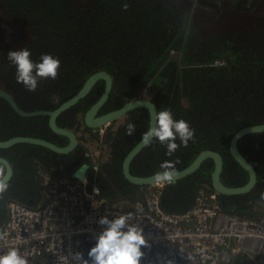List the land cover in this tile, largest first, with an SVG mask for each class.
Listing matches in <instances>:
<instances>
[{"label": "trees", "instance_id": "obj_1", "mask_svg": "<svg viewBox=\"0 0 264 264\" xmlns=\"http://www.w3.org/2000/svg\"><path fill=\"white\" fill-rule=\"evenodd\" d=\"M206 1L216 5L214 14L204 12L212 8L200 3L196 9L178 11L163 0H0V12L16 17L23 33L22 46L16 49L0 39V86L24 110H51L74 95L89 74L102 69L110 73L114 84L104 107L109 110L149 81L154 85L152 101L157 111L170 109L173 118L186 120L195 135L171 155L153 138L131 161V173L145 176L165 170L161 168L165 162L167 169H181L201 150L212 149L223 159L222 182L242 185L248 176L230 155L228 143L240 127L264 123V0ZM25 47L33 61L50 53L61 63L57 78L40 79L35 91L16 82L15 68L7 59L9 51ZM215 59L225 63L214 65ZM100 85L103 81L62 112L57 124L74 125L77 115L99 97ZM255 93L254 104L247 105ZM147 117L145 109H135L116 131L113 157L104 166L108 177L103 174L98 183L102 196L115 201L144 198L147 186L126 181L121 161L147 130ZM129 123L136 126L133 138L126 134ZM18 135L66 143L65 137L49 129L46 116L21 117L0 98V140ZM176 143L180 144L178 138ZM237 145L256 170L255 185L240 195L216 193L217 200L224 211L252 218L254 203L264 213V132L247 134ZM0 155L12 166L11 178L0 187V229L8 219L10 202L27 207L41 203L39 171L69 177L80 161L78 155L58 154L30 143L0 148ZM212 169V160L207 159L192 174L165 184L160 207L165 212L182 211L192 205L199 188L214 192ZM3 172L0 164V177Z\"/></svg>", "mask_w": 264, "mask_h": 264}, {"label": "built area", "instance_id": "obj_2", "mask_svg": "<svg viewBox=\"0 0 264 264\" xmlns=\"http://www.w3.org/2000/svg\"><path fill=\"white\" fill-rule=\"evenodd\" d=\"M43 182L44 206L9 203L8 219L0 229L5 234L0 255L16 247L28 264L41 257L46 264H80L75 254L87 259L94 237L104 227L99 219L131 212L147 241L140 264H264V216L251 219L226 212L215 192L199 188L190 207L165 212L159 204L163 184H158L125 210L95 185L87 189L85 183L79 187L50 182L48 176Z\"/></svg>", "mask_w": 264, "mask_h": 264}, {"label": "water", "instance_id": "obj_3", "mask_svg": "<svg viewBox=\"0 0 264 264\" xmlns=\"http://www.w3.org/2000/svg\"><path fill=\"white\" fill-rule=\"evenodd\" d=\"M165 2V1H164ZM198 3L206 5L210 8H215L214 3L208 2L206 0H198ZM1 4V3H0ZM167 4V3H166ZM168 5V4H167ZM170 6V5H169ZM9 16V15H8ZM245 17H241L244 19ZM248 19H255L252 16H248ZM9 20L14 21L15 25H18L21 34V24L18 19L14 16H9ZM13 23V22H12ZM11 23V24H12ZM9 23V25L12 27ZM20 26V27H19ZM98 81H103V90L99 97L83 112L82 120L86 127L95 129L102 125L110 124L117 119L123 117L128 112L137 109L144 108L148 113V127L155 126V114L157 112L155 104L147 98H136L126 100L121 106L108 110L104 113L98 114L105 102L107 101L111 90L113 88V79L109 72L106 70H97L88 75L80 89L72 95L70 98L61 102L54 109H34V110H24L18 106L15 102L13 96L10 92L0 86V98H2L9 107L21 117H33V116H46L49 129L62 137L67 139L65 145H59L52 141L44 138L32 137V136H14L6 140H0V148H8L17 143H30L35 145H40L58 154L69 153L76 145H78V138L76 133L68 127H61L57 124V117L69 109L81 99H83L95 86ZM148 129V128H147ZM147 131V130H146ZM264 132V123L251 124L240 127L235 133L230 137L228 143V151L232 158L242 167L247 173V180L244 184L239 186H228L225 185L221 180V172L223 169V159L219 152L212 149L201 150L194 159L181 169H167L172 175L171 179L157 181L155 179V174L157 172H163L165 170H160L149 175H135L130 172L129 165L133 158L145 147L143 144L139 143L141 138L129 149L125 154L121 162L122 174L126 181L134 185H144L148 187H156L158 184L175 183L180 179L195 172L201 164L207 160L211 159L213 163V169L210 173V186L212 190L220 195H240L249 192L255 185L257 174L255 168L249 163V161L240 153L238 149L237 142L240 138L247 134ZM87 149V147H85ZM88 150V149H87ZM89 151V150H88ZM87 157L89 152L85 154ZM0 164L4 166V172L0 177V187L4 185L12 176V166L10 162L3 156L0 155ZM87 163H83L79 168L75 169L72 173V177L79 179L83 183L87 181L86 179V169Z\"/></svg>", "mask_w": 264, "mask_h": 264}, {"label": "clouds", "instance_id": "obj_4", "mask_svg": "<svg viewBox=\"0 0 264 264\" xmlns=\"http://www.w3.org/2000/svg\"><path fill=\"white\" fill-rule=\"evenodd\" d=\"M127 8V5H124ZM31 51L28 48L9 51L7 59L15 68L16 82L22 84L28 91H35L40 79L57 78L61 63L58 57L50 53H42L38 61L31 59ZM136 129L135 124L127 125L126 134L132 135ZM195 135L194 129L184 120H176L170 109L164 108L155 114V126L148 127L139 143L145 147L150 146L155 138L166 146L167 155L174 153L181 145L187 146L189 140ZM177 138L180 144L176 143ZM165 171L157 172L155 179L163 181L171 179V173L167 170V162L161 165ZM134 214L131 212L114 216L109 219L103 216L98 223L104 226L94 237L95 245L87 253V259L82 253H76L75 257L80 264H140L143 256L142 248L147 245L143 235V229L134 223ZM4 233H0V239H4ZM0 264H28L25 256L20 254L16 247L0 255Z\"/></svg>", "mask_w": 264, "mask_h": 264}, {"label": "flooded vegetation", "instance_id": "obj_5", "mask_svg": "<svg viewBox=\"0 0 264 264\" xmlns=\"http://www.w3.org/2000/svg\"><path fill=\"white\" fill-rule=\"evenodd\" d=\"M163 1H165L168 5H170V7H172V9H175L178 11L196 9L197 4H198V0H195V1L194 0H163ZM205 7H207V6H205ZM203 11L207 13V10L204 9ZM208 15H210V14L208 13ZM235 19H239V18H235ZM169 53H170V55H174V52H173V54H171V51ZM179 53H178V55H179ZM178 55H177V57H178ZM113 87H114V84H113ZM102 90H103V86L100 85V89L98 91L99 95L101 94ZM112 90H113V88H112ZM112 90H111V92H112ZM154 93H155L154 85L148 81L147 83H145L144 85L139 87L133 94L126 96V97H123L122 103L119 106H121L126 100L136 99V98H147V99H150L152 101V97H153ZM109 97H110V95H109ZM109 97H108L107 101L109 100ZM106 102H105V104H106ZM105 104L103 105L101 110L98 112V114H101V113L108 111L106 108H104ZM119 106H117V107H119ZM117 107H115V108H117ZM155 107H156V105H155ZM137 109H140V108H137ZM142 109H144V108H142ZM109 110H111V109H109ZM134 110H132V111H134ZM132 111L128 112L126 115H124L123 117L117 119L116 121H114L110 124L102 125V126L97 127L95 129L88 128L84 125L83 120H82L83 112H81L79 115H77V118L75 121L76 123H74V125H72V126H67L68 128H70L71 130H73L76 133V136L79 140L78 145H76L69 152V153H72L73 155H78L80 157V161L78 163V166L75 169L79 168V166L83 163H87V165H88V167L86 169V174H85L86 175L85 177L87 179V181L85 182V185H86L87 189H90L93 185L97 186L100 189L99 184H98L99 180L103 179V174L106 178L108 177L107 170H105L104 166L106 164H108L113 157L112 151H111L112 140L116 134V131L118 133L119 130L124 126L125 121L128 119V115L131 114ZM147 116H148V113H147ZM148 119H149V117H147V120ZM56 122H57V120H56ZM118 136H119V134L116 135V139ZM134 136H135V134L130 135V137H132V138ZM94 140L95 141L97 140L96 141L97 144L95 146V149L90 150L87 148L89 150L88 151L85 147L87 146V144L90 141H94ZM65 141L67 143V139ZM56 144H59V143H56ZM65 144H63V145H65ZM59 145H61V144H59ZM86 152H89L88 157L85 155ZM129 168H130V165H129ZM103 170H104V173L102 172ZM73 171L69 172L70 173V174H68L69 177L67 175L56 177L47 171H39V173L42 175V182L40 185L41 191H42V199H41V203L38 206L42 207L47 203L46 186L43 182V176H48L50 182H52V180H59L60 182H64L68 185H77V186L81 187L83 182L80 181L79 179L72 177ZM121 172H122V169H121ZM37 174H38V172H37ZM123 178H124V176H123ZM147 188H149V187L147 186ZM141 192H142V190H141ZM38 206H36V207H38Z\"/></svg>", "mask_w": 264, "mask_h": 264}, {"label": "rangeland", "instance_id": "obj_6", "mask_svg": "<svg viewBox=\"0 0 264 264\" xmlns=\"http://www.w3.org/2000/svg\"><path fill=\"white\" fill-rule=\"evenodd\" d=\"M72 1H79V0H72ZM84 1V0H82ZM207 10V13H209L210 15L211 14H214V12L216 11V8H213V9H206ZM13 22V23H12ZM9 23L12 25V27L9 25ZM20 27V26H19ZM21 28V27H20ZM3 38L4 41H10V45H12L14 49L16 48H19L22 46V40H23V33H22V29H21V34H20V29L18 28V25H15L14 21H11L9 20V16H7L6 14H4L3 12H0V39ZM11 39V40H10ZM222 61V63H219V62H215V61ZM213 62H215L214 65H218V66H221L223 65L225 62L223 59H215ZM159 82V81H158ZM157 82V83H158ZM257 98V94H253L250 98H248L246 100V104L247 105H252L254 104L255 100ZM97 141V140H96ZM96 141H90L88 144H87V148L90 149V150H94L95 149V146H96ZM149 189L147 187L144 188V195H146L148 193ZM137 200V199H135ZM115 201V200H113ZM120 201L122 204V207L125 209V210H130L132 209V205H133V201H130L128 199H123V200H118ZM260 204L258 203H254V205L252 206L251 208V211H252V218L251 219H257L259 218L260 216H264V213H263V210L259 209L258 206ZM221 206V205H220ZM243 215V214H242ZM244 216V215H243ZM246 217V216H245ZM249 218V217H248ZM243 256H240L239 259H242ZM45 259V258H44ZM43 259V260H44ZM42 260V261H43ZM46 260V259H45ZM47 261V260H46ZM45 261V263H46ZM37 263H38V260H37ZM36 263V264H37ZM44 263V264H45Z\"/></svg>", "mask_w": 264, "mask_h": 264}, {"label": "crops", "instance_id": "obj_7", "mask_svg": "<svg viewBox=\"0 0 264 264\" xmlns=\"http://www.w3.org/2000/svg\"><path fill=\"white\" fill-rule=\"evenodd\" d=\"M44 258H45V257H41V258H39L37 264H44L45 261H46V260H45L46 258H45V259H44ZM43 259H44V260H43ZM42 260H43V261H42ZM45 264H46V263H45Z\"/></svg>", "mask_w": 264, "mask_h": 264}]
</instances>
